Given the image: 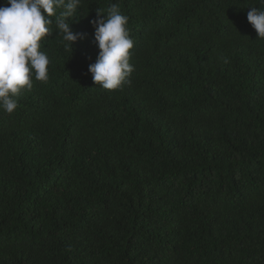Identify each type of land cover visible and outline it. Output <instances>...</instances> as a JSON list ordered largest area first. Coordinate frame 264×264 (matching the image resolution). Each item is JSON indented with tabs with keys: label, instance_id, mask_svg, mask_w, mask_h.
Here are the masks:
<instances>
[{
	"label": "trees",
	"instance_id": "obj_1",
	"mask_svg": "<svg viewBox=\"0 0 264 264\" xmlns=\"http://www.w3.org/2000/svg\"><path fill=\"white\" fill-rule=\"evenodd\" d=\"M111 3L134 40L117 90L89 72L91 21ZM250 6L82 0L71 23L86 39L42 41L49 80L0 109V264H264V39Z\"/></svg>",
	"mask_w": 264,
	"mask_h": 264
},
{
	"label": "clouds",
	"instance_id": "obj_2",
	"mask_svg": "<svg viewBox=\"0 0 264 264\" xmlns=\"http://www.w3.org/2000/svg\"><path fill=\"white\" fill-rule=\"evenodd\" d=\"M81 8L82 0H5L0 6V109L14 113L25 89L31 90L34 81L49 80L51 60L42 50L44 39L59 35L66 51L86 39V33L72 30L71 22ZM247 20L258 39H264V0H259L258 7L250 6ZM128 22L117 3H111L106 11L98 8L91 21L99 53L89 72L93 82L106 90L131 84L134 40Z\"/></svg>",
	"mask_w": 264,
	"mask_h": 264
}]
</instances>
